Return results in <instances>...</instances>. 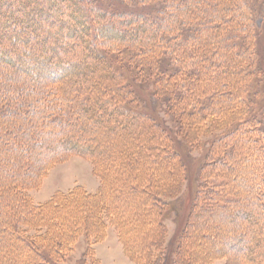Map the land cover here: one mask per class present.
Segmentation results:
<instances>
[{
	"label": "rangeland",
	"instance_id": "obj_1",
	"mask_svg": "<svg viewBox=\"0 0 264 264\" xmlns=\"http://www.w3.org/2000/svg\"><path fill=\"white\" fill-rule=\"evenodd\" d=\"M210 2L211 5L222 2L226 6L230 0ZM75 4L73 2L68 9L71 10ZM205 5L206 1L199 0L196 6L201 8L199 11H204ZM0 6V15H3L5 7ZM256 8H253L255 12ZM176 11L183 12L178 7ZM263 11L261 7L254 13V27H262L264 38V21L260 15ZM208 21L219 22L220 19L214 15L208 16ZM6 23L5 20L0 25L6 26ZM11 28L2 29L0 35L8 34ZM84 28L80 25L78 31ZM146 30L150 29L132 28L128 32L137 40L136 46L149 48L151 43L142 34ZM184 30L185 33L189 32L186 27ZM152 32L153 29L150 30ZM113 34L114 31H110L109 35L114 37ZM169 35L175 47L184 42L175 30L170 31ZM159 38V34H156V39ZM35 39H19L12 35L9 42L16 48L19 46L17 43L26 46ZM49 48V44L42 46L43 50ZM259 48L264 53V41L259 43ZM241 52L245 59L252 50L241 49ZM223 57L219 53L212 60L224 63ZM117 59L111 53L109 61L114 68L107 64L105 70L87 61L82 62L73 81L65 87L69 89V102L77 100L79 110L73 119L66 110L62 118L58 116V120L64 124L62 130L49 122L48 116L53 114L50 109L32 114L25 107H18L16 101L21 99L16 97L20 91L11 92L8 100L0 93V118L3 121L0 125V189L11 193L15 185H25L28 203L21 208V214L20 209L12 206L14 214L8 218L10 225L15 226L14 234L5 220L9 212L8 208L4 212L6 199L4 196L1 197L3 201L0 199V264H36L30 260L36 251L28 247V241L39 243L40 252L48 249L60 264H163L167 258L170 264H264V244L261 240L264 236V206L262 209L254 205L255 199L264 205V187H260L258 178L252 177V168L241 150L244 144L239 142L235 146V141L231 144V135H223L233 131L236 132L232 135L235 139L245 126H253L252 122L248 123L250 119H245V123L239 122L244 120L243 114H236V117L233 113L229 115L235 104L240 103L239 96L234 99L229 97L234 88L227 82H222L220 88V94L228 97V105L225 106L227 118L217 123L209 120V123L206 122L208 127L201 129L198 126L196 129L189 111L184 113L181 106L168 107L167 98L172 96L170 92L165 90L155 98L153 91L156 84L149 83L147 79L150 77L143 79L133 71L128 72L129 65H122ZM186 63L188 68L194 70L196 56L190 55ZM247 63L248 60H244L243 65ZM214 65L210 69L216 72L219 70L218 64ZM10 66H3L5 71L0 74V90H13L18 85L21 91L25 92V88L29 87L31 91L38 92L44 84L63 92L60 82H48L42 76L32 80L31 75L25 76V70ZM223 67L231 66L225 63ZM115 68L124 74V79L132 80L131 88L137 98H127V104L150 116L153 114L161 125L158 129L160 133L166 136L168 133H178L172 146L179 150L181 159H168L157 152L154 130L146 126L149 118L139 119L133 126L135 130H131L126 127L129 121L123 120V125L112 118L108 121L107 116L101 117L98 111L95 113L91 102L86 104L82 98L77 99L78 95L86 93L82 81L89 80L93 84L94 79H100L101 86L97 85L100 90H93V93L111 96L107 91L108 81L111 77L119 78L115 76ZM234 68L235 64L230 69L234 71ZM40 71L42 68L36 64L27 74L37 75ZM235 71L239 72L237 69ZM176 79L180 81L179 86L177 90L172 87V92H190L185 75L181 74ZM241 79L243 82L250 79V97L254 98L256 108L254 115L264 125V115L261 114L264 108V66L261 72H251L250 76ZM208 89L202 95L201 104L205 103L204 98L211 95ZM239 95H243L242 91ZM199 104L198 101L191 104L190 109H195ZM68 129H71V133L76 130L81 139L75 134L73 139L80 146L93 150V153L66 150L71 143ZM250 135L256 136L251 129ZM214 140L220 142L221 153L227 149L223 156L224 164H213L207 155ZM6 144H9L8 148ZM25 144L28 148L24 151ZM16 149L24 154L18 155ZM251 156L254 161L257 155L253 153ZM58 194H61L57 196L59 205L44 206ZM213 197L216 200L214 203L211 202ZM246 198L249 199V206L246 205ZM24 210L26 212L23 214ZM2 220L5 222L2 223ZM188 221L190 227L185 231ZM18 233L25 238H17ZM238 239L244 245L240 250L229 243ZM57 248H62L63 252L57 251ZM39 256L44 259L42 254Z\"/></svg>",
	"mask_w": 264,
	"mask_h": 264
},
{
	"label": "trees",
	"instance_id": "obj_2",
	"mask_svg": "<svg viewBox=\"0 0 264 264\" xmlns=\"http://www.w3.org/2000/svg\"><path fill=\"white\" fill-rule=\"evenodd\" d=\"M203 1L207 3L204 6V11H199L201 8L197 7L199 0H106L107 5H104L105 0H0V5L5 7L3 15H0V23L7 21L6 26L0 25V31L12 27L11 30L8 29L10 30L8 34L3 33L0 35V74L5 71L4 65L9 64L11 68L18 66L25 70V76L31 75L32 80L42 76L44 77L43 80L48 82L62 83L60 88L63 91L43 84L38 90L39 93L31 91L29 87L25 88V92L24 90L21 91L18 89V85H15L13 90L1 88L0 93L5 95L8 100L9 96L12 95L11 92L20 91L17 97L16 95L13 96L16 99H21L19 102L15 99L16 104L19 105L18 107H25L32 114L37 111L39 113L40 110L50 109L53 114L48 116L49 122L54 126H59L62 130L64 124L61 120H58V116L61 115L62 118L63 111L66 110L68 111L67 114L73 119L74 114L79 110L77 100L74 99L69 102L67 96L69 89L65 87L73 81L72 78H74L78 69L82 67L83 61H87L88 64L95 65L102 70H105L107 64H111L110 67L114 68V64L109 61V55L112 53L113 57L118 58V63L129 65L128 72L133 71L143 79L150 77V79H147L150 80L149 83L156 84L155 91H153L155 98L162 95L165 90L170 92L169 95L172 96L167 98L168 107L181 106L184 113L189 111L188 113L193 117L192 124L196 125V129H198V126L200 128L208 127L209 120L217 123L219 120L227 118L225 117L227 115V113L225 114V106L228 103V97L220 94L222 82L224 84L227 82L234 88L231 90L229 97L234 99L239 96L240 99L239 105L235 104L231 109L232 112L228 114L233 113L234 117H236V114H243L244 120L241 119L239 122L245 123V119H250L248 123L252 122L253 126L251 128L245 126L244 131L241 129L242 133L237 131L239 134L235 136V139L232 135L236 132L231 131L223 135H231V144H234L235 141V146H238L239 142L244 144L241 147L244 159H248L250 169L252 168L251 170L254 173H252V177L258 178V184L263 188L264 125L260 124L257 119L258 116L254 115L256 108L254 98L250 97L252 88L250 79L243 82L241 78L250 76L251 72L259 73L263 70L264 53L259 48V43L264 41L263 31L261 30L262 27L255 29L254 13L258 12L261 7L264 8V2H262L264 0H230V3L226 6L222 2L211 5V0ZM73 2L76 4L69 10L68 8L73 5ZM177 7L182 8L183 12L176 11ZM255 7H257L256 12L253 10ZM223 9L224 12H222ZM173 12H176V14ZM213 14L220 19L219 22L208 21V16H214ZM260 15L264 21V11ZM25 23L27 27L24 26ZM80 25L85 27L83 31H78ZM184 27L189 31L188 33H185ZM132 28L154 30L152 33H150V30L142 33L151 43L149 48L135 45L137 40L128 34ZM173 30L184 41L181 44H175L176 47L172 36L169 35L170 31ZM110 31H114V37L109 35ZM156 34H159L161 39H156ZM12 35L19 39L27 38L29 40L33 37L37 40L28 41L29 43L26 46L20 42L17 43L19 48H13V43L9 42ZM47 44L51 46V49L43 50L42 46ZM241 49L249 52L252 50V52L244 59ZM219 53L222 57L225 56L223 57L225 58L224 63L220 61L215 63L212 60L213 56ZM192 54L197 58L194 70L185 65L187 64V58ZM244 60L249 62L246 66L243 65ZM225 63L231 67H234L235 64L236 68L234 69L239 72L232 71L231 67H223ZM36 64L42 68V71L37 75L27 74L31 71V66ZM181 64H184V66L182 67ZM214 64H218L219 70L216 72L210 69L215 66ZM114 73L119 78L113 79L109 75L111 78L108 81L107 91L111 96L95 95L93 90H100L97 85L101 86V80L94 79L95 83L93 84L89 80L82 81L86 93L82 96L78 95L77 99L82 98L86 104L91 102L90 105L94 108L95 113L98 111L101 117L107 116L108 121L112 118L121 125L125 124L123 120L129 121L126 127L128 126L127 128H131V130H135L133 126L139 119L144 118L147 120L149 118L150 121L146 122V126L154 130L153 136L157 139L154 146L157 152L162 156H167L168 159H181L179 150L172 146V142L178 137V133H168L167 136L160 133L158 129L161 125L153 118V114L150 116L146 112L130 107L126 99L136 100L137 98L135 91L131 88L132 80L124 79V74L119 73L117 69ZM231 73L234 74L232 77ZM181 74L186 76L187 79L185 80L190 84L191 89L187 94L183 91H176V94L175 91H171L172 87L177 90L180 81L176 78ZM206 88H209L211 95L207 99L204 98L205 103L201 104L202 95H204ZM7 90L8 92H6ZM241 91L242 96L239 95ZM13 97L11 98L13 99ZM30 98L34 99L30 101ZM15 101H13L14 106H16ZM197 101L200 102L199 106L190 109L191 104ZM219 111L220 113H218ZM261 114L264 115V108ZM2 122L0 118V125ZM250 129L256 136L250 135ZM70 130L68 129L67 132L70 134L71 143L69 142L66 150H83L93 153V150L80 146L72 137L75 134L78 139H81L79 133L76 134V130L71 133ZM16 137L18 138V135ZM214 141L207 155L212 159L213 164H224L226 161L223 156L227 149L222 150L221 153L220 142ZM8 145L6 144V148H8ZM24 147L25 151L28 147H26V144ZM1 148L3 150L4 146ZM16 151L19 150L16 149ZM22 153L19 151L18 155ZM253 153L257 155L254 161L251 160V154ZM26 187L25 185H15L11 188V193L4 188L0 189L2 193V196L0 195L1 201H3L1 198L3 196L6 199L7 207H4V212L7 208L9 209L7 211L10 212L5 216L6 223H9L8 217L14 214L12 206L20 209L19 213L21 214V208H24L26 204L28 205L25 194ZM72 192L74 191L72 190ZM60 195L52 197L44 206L49 204L59 205L58 197ZM218 196L220 195L218 194ZM214 198L211 200L212 203L216 202ZM248 200L246 198L247 206L250 204ZM254 205L259 208L262 207V209L264 206L257 199L254 200ZM39 206L41 205L37 207ZM15 207L13 208L15 209ZM24 212L26 211H22L23 214ZM1 215L0 212V217ZM262 221L264 220L262 219ZM1 222L4 223L5 221L2 220ZM5 227L4 224L3 228ZM189 227L190 222L188 221L185 231ZM8 228L15 234L14 225L12 226L9 223ZM16 235L19 239L25 238L19 233ZM261 240L264 244V236ZM233 241L229 242L231 247L236 246V249L239 250L244 248L239 239ZM27 245L33 251H36L30 258L36 264H60L48 249L40 252L41 245L36 241H28ZM56 250L63 252L62 248ZM41 254L44 259L39 256ZM163 264H170L169 258Z\"/></svg>",
	"mask_w": 264,
	"mask_h": 264
}]
</instances>
